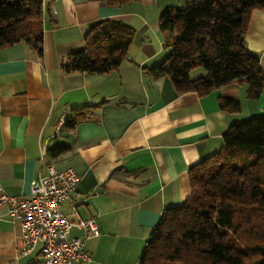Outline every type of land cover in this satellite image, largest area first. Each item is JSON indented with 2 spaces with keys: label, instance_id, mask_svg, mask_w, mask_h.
Returning a JSON list of instances; mask_svg holds the SVG:
<instances>
[{
  "label": "crops",
  "instance_id": "crops-1",
  "mask_svg": "<svg viewBox=\"0 0 264 264\" xmlns=\"http://www.w3.org/2000/svg\"><path fill=\"white\" fill-rule=\"evenodd\" d=\"M42 3L41 57L25 41L0 47V195L28 194L41 154L44 164L70 167L78 180L59 210L71 220H96L99 235L83 244L87 264H138L161 212L190 194L188 169L221 147L230 124L264 112V89L257 99L246 95L245 83L178 93L169 77L148 71L168 53L159 12L182 0ZM104 19L134 28L126 59L110 73L65 72L87 30ZM244 40L264 72V8L250 12ZM203 74L200 67L190 71V77ZM219 98L239 101L240 110L221 109ZM84 105L97 107L84 122L65 127L70 111ZM57 145L66 150L52 155ZM20 233L0 205V264H39L38 248L17 254ZM82 235L78 228L69 232Z\"/></svg>",
  "mask_w": 264,
  "mask_h": 264
},
{
  "label": "trees",
  "instance_id": "trees-1",
  "mask_svg": "<svg viewBox=\"0 0 264 264\" xmlns=\"http://www.w3.org/2000/svg\"><path fill=\"white\" fill-rule=\"evenodd\" d=\"M108 6L134 0H99ZM264 0H182L159 12L167 55L148 71L167 76L178 93L247 85L257 99L264 89L258 56L245 47L250 12ZM42 0H0V47L29 42L41 57ZM135 30L120 19L93 24L82 50L71 53L67 73H110L128 54ZM201 67L204 74L191 78ZM219 107L240 110L239 101L219 98ZM97 105L73 109L67 128L84 122ZM222 145L188 169L190 194L165 208L138 257V264H264V112L235 121L222 135ZM63 145L51 149L62 154Z\"/></svg>",
  "mask_w": 264,
  "mask_h": 264
},
{
  "label": "built area",
  "instance_id": "built-area-1",
  "mask_svg": "<svg viewBox=\"0 0 264 264\" xmlns=\"http://www.w3.org/2000/svg\"><path fill=\"white\" fill-rule=\"evenodd\" d=\"M78 177L70 167L56 168L39 161V173L30 182L28 194L0 195V205L17 220L21 233L17 254L27 255L38 248L39 264H87L88 252L84 241L99 235L93 217L69 219L59 210L61 202L72 200V191ZM72 228L83 231L82 237L69 236Z\"/></svg>",
  "mask_w": 264,
  "mask_h": 264
},
{
  "label": "rangeland",
  "instance_id": "rangeland-1",
  "mask_svg": "<svg viewBox=\"0 0 264 264\" xmlns=\"http://www.w3.org/2000/svg\"><path fill=\"white\" fill-rule=\"evenodd\" d=\"M200 69H202L201 67H200ZM203 70V69H202ZM192 78H194V76H191Z\"/></svg>",
  "mask_w": 264,
  "mask_h": 264
}]
</instances>
